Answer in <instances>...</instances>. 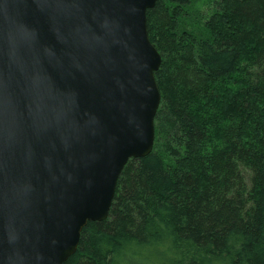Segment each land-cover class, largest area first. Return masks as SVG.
I'll list each match as a JSON object with an SVG mask.
<instances>
[{"label":"water","instance_id":"1","mask_svg":"<svg viewBox=\"0 0 264 264\" xmlns=\"http://www.w3.org/2000/svg\"><path fill=\"white\" fill-rule=\"evenodd\" d=\"M159 0H0V264H65L155 143Z\"/></svg>","mask_w":264,"mask_h":264},{"label":"trees","instance_id":"2","mask_svg":"<svg viewBox=\"0 0 264 264\" xmlns=\"http://www.w3.org/2000/svg\"><path fill=\"white\" fill-rule=\"evenodd\" d=\"M155 143L65 264H264V0H159Z\"/></svg>","mask_w":264,"mask_h":264}]
</instances>
